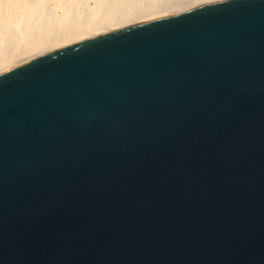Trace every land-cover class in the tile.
I'll return each instance as SVG.
<instances>
[{
    "label": "water",
    "instance_id": "obj_1",
    "mask_svg": "<svg viewBox=\"0 0 264 264\" xmlns=\"http://www.w3.org/2000/svg\"><path fill=\"white\" fill-rule=\"evenodd\" d=\"M0 264H264V0L0 73Z\"/></svg>",
    "mask_w": 264,
    "mask_h": 264
},
{
    "label": "bare ground",
    "instance_id": "obj_2",
    "mask_svg": "<svg viewBox=\"0 0 264 264\" xmlns=\"http://www.w3.org/2000/svg\"><path fill=\"white\" fill-rule=\"evenodd\" d=\"M222 0H0V73L59 49Z\"/></svg>",
    "mask_w": 264,
    "mask_h": 264
}]
</instances>
